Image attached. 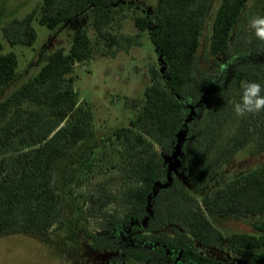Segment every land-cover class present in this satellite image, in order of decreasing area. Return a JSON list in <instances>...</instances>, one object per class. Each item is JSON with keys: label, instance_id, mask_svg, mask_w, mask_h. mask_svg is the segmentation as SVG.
<instances>
[{"label": "trees", "instance_id": "1", "mask_svg": "<svg viewBox=\"0 0 264 264\" xmlns=\"http://www.w3.org/2000/svg\"><path fill=\"white\" fill-rule=\"evenodd\" d=\"M248 1L157 0L152 13L133 18L136 28L148 33L161 67L150 66V83L129 125L116 128L103 141L102 150L112 149L111 166L118 170L110 180L123 183L113 190L100 182L84 195L86 213L110 224L104 236H90L94 249H110L114 238L131 235L134 246L171 257V261L154 259L147 250L132 246L124 250L127 258L146 264H178V256L188 264H230L194 244L211 247L225 242L209 216H251L254 231H234L228 248L247 264H264V162L204 191L199 199L187 186L169 183V165L162 155L185 129L186 102L191 110L213 82L198 62L207 24L211 22L210 52L219 55ZM122 9L118 0H42L24 17L8 22L3 35L11 46H32L38 38L35 20L51 31L71 21H87L98 36L115 41L107 28ZM262 9L264 15V4ZM93 54L92 38L78 26L68 50L60 47L46 54L38 71L15 86L19 58L14 51L0 54V236L45 235L61 229L64 199L56 187L57 173L67 162L63 178L67 184L76 178L81 184L82 172H93L99 147L91 143L94 115L88 103L78 101L73 73L78 62ZM242 81L259 83L264 89L261 73L237 71L217 115L223 113L234 89L240 100ZM235 127L229 137L214 138L206 160L191 169V185L212 179L252 141L254 155L264 151V111L239 117ZM112 203L113 212L107 210Z\"/></svg>", "mask_w": 264, "mask_h": 264}, {"label": "rangeland", "instance_id": "2", "mask_svg": "<svg viewBox=\"0 0 264 264\" xmlns=\"http://www.w3.org/2000/svg\"><path fill=\"white\" fill-rule=\"evenodd\" d=\"M42 0H0V54L14 51L18 58L19 76L15 85L34 75L43 65L45 55L63 47L68 50L75 29L83 26L93 40L94 54L91 59L78 62L74 68L75 88L80 103H88L94 115L95 136L91 143L97 142L95 150L96 166L93 172H82V183L67 184L63 170L67 162L57 173L56 187L64 199V225L59 230H52L45 235L35 232H13L0 236V264H146L127 258L124 250L132 246L147 250L154 259L171 261V257L148 248L133 245L130 237L114 238L112 248L97 250L90 244V236L102 237L109 222L99 217L90 216L83 206L85 196L100 182L118 190L123 180L112 179L117 175L116 167L111 166L112 149L102 150L103 141L113 131L128 126L134 117L136 108L144 97V91L150 83L151 65L161 67V60L146 31H139L133 18L136 15L152 13L157 0H118L123 7L116 20L107 28L115 41L104 39L96 33L87 21H71L54 31L33 22L38 38L32 46L17 44L11 46L3 35L4 26L15 18H22ZM264 0H249L238 24L232 32L227 48L219 55H213L209 49L211 22L201 36L198 53L200 68L209 75L213 82L205 91L200 101L190 110L186 102L185 129L178 133L168 152H163L165 164L169 165L170 181L187 186L199 199L204 191L222 185L229 178L245 172L264 162V151L254 155L255 141L250 142L227 160L206 183L193 186L189 182L191 169L203 163L214 138L223 140L233 134L239 120L233 109L238 102L236 89L223 113L217 115L218 106L223 104V97L233 83L234 74L239 70L252 69L261 73L264 80V41L258 40L247 28V20L262 15ZM234 57V59H233ZM232 60L231 63H228ZM228 63L226 71H220V65ZM25 106H30L25 104ZM189 107V108H188ZM109 155V156H108ZM115 204L108 207L113 212ZM153 204L148 206L152 210ZM121 212V210L119 211ZM225 236V242L207 247L195 243V247L215 258L230 264H247L233 255L228 248V241L234 231L253 230L254 217H236L234 215L209 216ZM88 232V234H87ZM89 235V236H88ZM178 264H188L183 257H176Z\"/></svg>", "mask_w": 264, "mask_h": 264}, {"label": "clouds", "instance_id": "3", "mask_svg": "<svg viewBox=\"0 0 264 264\" xmlns=\"http://www.w3.org/2000/svg\"><path fill=\"white\" fill-rule=\"evenodd\" d=\"M247 28L251 30L255 37L264 41V15H256L247 20ZM234 59V57H233ZM229 60L228 63H231ZM228 63L220 65V71H226ZM242 93L240 100L233 104L234 112L239 117H244L246 114H254L264 111V89L256 82L242 81Z\"/></svg>", "mask_w": 264, "mask_h": 264}, {"label": "water", "instance_id": "4", "mask_svg": "<svg viewBox=\"0 0 264 264\" xmlns=\"http://www.w3.org/2000/svg\"><path fill=\"white\" fill-rule=\"evenodd\" d=\"M168 179H169V181H170V176H169V178H168ZM169 183H170V182H169ZM165 185H166V184H165ZM160 186H162V185L158 184V187H160Z\"/></svg>", "mask_w": 264, "mask_h": 264}]
</instances>
